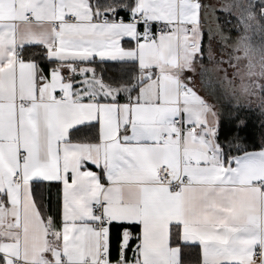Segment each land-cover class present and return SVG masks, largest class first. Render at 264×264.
<instances>
[{
  "label": "snow or ice",
  "instance_id": "1",
  "mask_svg": "<svg viewBox=\"0 0 264 264\" xmlns=\"http://www.w3.org/2000/svg\"><path fill=\"white\" fill-rule=\"evenodd\" d=\"M256 36L264 0H0V264H264V135L217 75Z\"/></svg>",
  "mask_w": 264,
  "mask_h": 264
},
{
  "label": "trees",
  "instance_id": "2",
  "mask_svg": "<svg viewBox=\"0 0 264 264\" xmlns=\"http://www.w3.org/2000/svg\"><path fill=\"white\" fill-rule=\"evenodd\" d=\"M225 25V28H228ZM256 48L257 53L255 55L245 54L243 51L234 53L238 56V67L233 69L227 68V74L223 72L217 73L219 78L224 80L225 84L231 83L234 88V93L229 92L223 96L222 100V111H223V125L224 131L227 134L230 130L236 129L237 117L239 119L247 121V127L240 131V135L245 139V143L250 148L258 149L261 144V137L264 135V117H261L258 110H249L248 96L242 89V85L248 83L250 80H256L264 75V59L259 54L258 49L260 48V37L256 36ZM211 67V66H210ZM116 71V69H111ZM231 78V79H229ZM196 82L199 86V77H196ZM239 99V102L243 104V107L237 111L235 108V102Z\"/></svg>",
  "mask_w": 264,
  "mask_h": 264
},
{
  "label": "crops",
  "instance_id": "3",
  "mask_svg": "<svg viewBox=\"0 0 264 264\" xmlns=\"http://www.w3.org/2000/svg\"><path fill=\"white\" fill-rule=\"evenodd\" d=\"M196 84H197V82H196ZM197 86H198V84H197ZM258 150V149H257Z\"/></svg>",
  "mask_w": 264,
  "mask_h": 264
}]
</instances>
